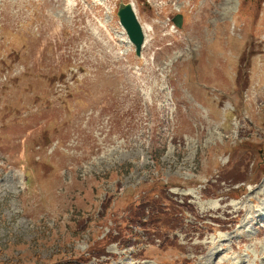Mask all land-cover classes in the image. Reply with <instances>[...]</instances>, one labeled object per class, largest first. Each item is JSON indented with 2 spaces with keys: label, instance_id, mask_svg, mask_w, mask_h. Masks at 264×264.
Instances as JSON below:
<instances>
[{
  "label": "rangeland",
  "instance_id": "obj_1",
  "mask_svg": "<svg viewBox=\"0 0 264 264\" xmlns=\"http://www.w3.org/2000/svg\"><path fill=\"white\" fill-rule=\"evenodd\" d=\"M263 233L264 0H0V264H264Z\"/></svg>",
  "mask_w": 264,
  "mask_h": 264
},
{
  "label": "water",
  "instance_id": "obj_2",
  "mask_svg": "<svg viewBox=\"0 0 264 264\" xmlns=\"http://www.w3.org/2000/svg\"><path fill=\"white\" fill-rule=\"evenodd\" d=\"M118 17L120 18V22L122 26L127 31L128 36L130 37L131 42L136 47L137 55L140 56L142 46L144 43V34L142 31V27L137 20L136 14L133 9V5L131 3L125 4L121 3L118 10ZM174 22L178 27H182L183 24V16L177 15L174 18Z\"/></svg>",
  "mask_w": 264,
  "mask_h": 264
},
{
  "label": "trees",
  "instance_id": "obj_3",
  "mask_svg": "<svg viewBox=\"0 0 264 264\" xmlns=\"http://www.w3.org/2000/svg\"><path fill=\"white\" fill-rule=\"evenodd\" d=\"M143 216V212L141 210H138L137 212H135L134 216H131V219H140ZM108 240L105 242V244H107ZM107 245L104 246L103 248V252L101 254L105 255L106 254V250L105 247Z\"/></svg>",
  "mask_w": 264,
  "mask_h": 264
},
{
  "label": "bare ground",
  "instance_id": "obj_4",
  "mask_svg": "<svg viewBox=\"0 0 264 264\" xmlns=\"http://www.w3.org/2000/svg\"><path fill=\"white\" fill-rule=\"evenodd\" d=\"M145 27V29H146V34L148 33V32H151V27L149 26V25H146V26H144ZM197 120H198V118H197ZM202 120V119H201ZM204 121V120H203ZM205 122V121H204ZM258 211V210H257ZM259 212V211H258ZM264 234V233H263ZM260 235V234H259ZM257 237V236H256ZM242 260V259H241ZM248 263V262H247ZM245 264H246V262H245Z\"/></svg>",
  "mask_w": 264,
  "mask_h": 264
}]
</instances>
